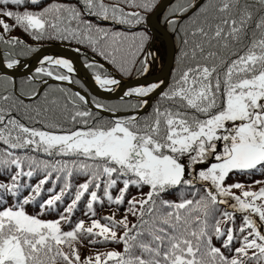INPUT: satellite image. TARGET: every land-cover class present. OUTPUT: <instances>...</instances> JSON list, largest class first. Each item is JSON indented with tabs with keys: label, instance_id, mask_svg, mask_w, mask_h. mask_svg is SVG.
Returning a JSON list of instances; mask_svg holds the SVG:
<instances>
[{
	"label": "snow or ice",
	"instance_id": "snow-or-ice-1",
	"mask_svg": "<svg viewBox=\"0 0 264 264\" xmlns=\"http://www.w3.org/2000/svg\"><path fill=\"white\" fill-rule=\"evenodd\" d=\"M158 6L0 0V68L39 51L10 35L19 27L89 48L105 62L85 65L95 84L115 92L117 72L144 76L157 59L147 24ZM167 7L176 66L123 89L122 108L63 88L50 97L49 80L80 83L67 58L43 56L19 83L0 74V264H264V0ZM105 205L112 214L97 218ZM85 240L115 247L82 258Z\"/></svg>",
	"mask_w": 264,
	"mask_h": 264
},
{
	"label": "water",
	"instance_id": "water-1",
	"mask_svg": "<svg viewBox=\"0 0 264 264\" xmlns=\"http://www.w3.org/2000/svg\"><path fill=\"white\" fill-rule=\"evenodd\" d=\"M174 0H161L160 6L157 7L156 11L152 13L149 17V26L153 31L154 35L158 34L166 43L167 49V58L164 67L158 73H149L147 75L135 78V79H124L121 80V85L119 88L112 93L105 92L98 88V86L94 82L93 75L89 71L88 68L85 67V63L79 52L75 51L74 48L60 45V44H47L39 48L38 52H35L31 57L21 61V66H17L15 69H2L0 68L1 73L7 72L8 75L13 77L14 79L20 76H31L35 69L39 67V60L45 55H56L62 56L64 58L70 59L75 67V74L77 77L81 79V81L85 84V86L89 89V91L96 95L97 97L112 100V99H120L121 92L123 89H126L129 86L138 85V84H146L153 82L157 77L161 79H166V77L170 76L172 67L174 65L175 53H176V43L173 35L169 31L167 27V23H162L161 15ZM2 49L0 48V53H2ZM49 82H57L54 80H49ZM68 86L74 88L76 91L81 92V94L86 95V97L90 98V95L87 91L83 90L79 86L74 83L64 82ZM43 88V86L41 87ZM150 99V103H152L153 99ZM104 115H108V113H102ZM123 114V113H117Z\"/></svg>",
	"mask_w": 264,
	"mask_h": 264
},
{
	"label": "trees",
	"instance_id": "trees-1",
	"mask_svg": "<svg viewBox=\"0 0 264 264\" xmlns=\"http://www.w3.org/2000/svg\"><path fill=\"white\" fill-rule=\"evenodd\" d=\"M161 1V0H160ZM173 3H175V0L171 3V4H173ZM170 4V5H171ZM29 7H31V6H29ZM15 10V9H14ZM22 10V9H21ZM168 14V7L165 9V11L162 13V15H161V21H162V23L164 24V23H166V21H165V16ZM7 22L10 24V25H12L14 22L12 21V20H10V19H8L7 20ZM167 27H168V25H167ZM168 29H169V31L171 32V34L173 35V37H174V39H175V43H176V53H175V60H174V65H173V67H172V70H171V74H172V72H173V70H174V68H175V66H176V58H177V54H178V51H179V41H178V38H177V36H176V34L175 33H173L171 30H170V28L168 27ZM147 30H148V32H149V35L152 37V40H153V31L151 30V28H150V26H149V23L147 24ZM0 32H3V29L2 28H0ZM10 35L11 36H15V37H18V38H20L21 40H23L24 42H26V44H28V45H31L32 47H35V48H40V47H42V46H44V45H47V44H60V45H65V46H68V47H71V48H74V49H76L77 47H80L81 48V51L79 52L80 53V55H81V57H82V59H83V61H84V63L86 64L87 62H89L90 60H96V61H99L100 63H105L103 60H102V58L101 57H99L98 55H95L89 48H87V47H84V46H79V45H76L75 43H72V44H68V43H61V42H58V41H54V40H47V39H45V40H42V41H35V40H33L32 38H31V36L29 35V34H27V33H25L21 28H19V27H15V29H14V31H12L11 33H10ZM150 45L151 44H149V48H150ZM0 48L2 49V51H4V48H3V46L2 45H0ZM17 51H20V49L18 48L17 49ZM35 53V52H34ZM34 53H29V54H26V55H21L20 57H19V59H20V62L21 61H23V60H25V59H27V58H29V57H31ZM151 66V65H150ZM106 67H110V66H108V65H106ZM89 71L91 72V74L93 75V71L91 70V69H89ZM0 74H2L1 73V71H0ZM170 74V75H171ZM35 75V71L33 72V74L31 75V76H34ZM73 75V79L74 80H78L80 83H74V84H76L77 86H79V87H81L82 89H84L85 91H87L88 93H89V95H90V98H92V97H95L97 100H99L101 103H105V104H114V105H118L119 107H123V105H122V103H121V101H120V99H112V100H107V99H103V98H100V97H97L96 95H94V94H92L90 91H89V89L85 86V84L81 81V79L79 78V77H77V75L75 74V73H73L72 74ZM116 76H117V78L118 79H120V80H124V79H135V78H138V77H141V76H138L137 75V73L134 71L133 73H132V75L131 76H124V75H122V74H120V73H116ZM28 77V75H26V76H20V77H18V78H16V79H14L13 77V79L14 80H16L18 83L19 82H21V81H25L26 80V78ZM37 80H39V77H37ZM49 84L52 86L51 87V89H49V91H50V97H58V96H60L61 95V93H59V92H57V91H54V89H57V88H63V89H65L66 91H70V92H76V90L74 89V88H72V87H70V86H68L67 84H65L64 82H60V83H57V82H49ZM36 87V88H41L43 85H41L40 83H35L34 85H28V84H25L24 85V87H25V89H28V88H30V87ZM44 87V86H43ZM155 99V98H154ZM154 99H153V101L152 102H154ZM94 111H95V109H93ZM145 111H147V109L145 110ZM118 113H123V112H118ZM101 115H104V114H102L101 113ZM104 116H107V115H104ZM0 178H2V177H0ZM236 179L237 180H243V179H245L244 177H236ZM232 182V180L230 179L229 180V183H231ZM33 183H35V181H33ZM147 189H145V191H146ZM135 192V190H133V193ZM25 195H27V193H24ZM8 203L9 204H11L12 203V200H11V198H9L8 199ZM26 210H27V212L29 213V214H32V215H35L38 211H39V209H38V206L37 205H28L27 206V208H26ZM96 211H97V218H100V217H103V216H106V215H111L112 214V211H113V209H110L107 205H105V206H103V207H100V206H97V209H96ZM121 214H122V212H121ZM76 216L77 217H82V211H78L77 212V214H76ZM44 219H55L56 218V216L54 215V214H52V215H46V216H44L43 217ZM75 218V217H74ZM83 218H85V219H87L86 217H83ZM117 218H119V215H118V217ZM67 230V229H66ZM84 243H85V247H82L81 249H80V253H81V256H82V258L83 257H85V256H87V255H90V254H93L95 251H106V250H108V249H113V247H115V246H112V245H110V246H108L107 248H105V247H103V246H100V245H97V246H95V247H93V246H90V245H88V242H87V240H85L84 241ZM217 246H219V245H217Z\"/></svg>",
	"mask_w": 264,
	"mask_h": 264
},
{
	"label": "rangeland",
	"instance_id": "rangeland-1",
	"mask_svg": "<svg viewBox=\"0 0 264 264\" xmlns=\"http://www.w3.org/2000/svg\"><path fill=\"white\" fill-rule=\"evenodd\" d=\"M156 35L157 34L153 35L154 37H153L152 43L150 45V49L154 53H156L157 59L151 63L150 71L148 72V74L149 73L154 74V73L160 72L162 70V68L164 67L165 62H166V58H167L166 43L162 37H160V36L157 37ZM52 56H56V55H52ZM57 57H62V56H57ZM110 250H112V249H108L106 251H110Z\"/></svg>",
	"mask_w": 264,
	"mask_h": 264
},
{
	"label": "bare ground",
	"instance_id": "bare-ground-1",
	"mask_svg": "<svg viewBox=\"0 0 264 264\" xmlns=\"http://www.w3.org/2000/svg\"><path fill=\"white\" fill-rule=\"evenodd\" d=\"M156 36L158 37L159 35L157 34Z\"/></svg>",
	"mask_w": 264,
	"mask_h": 264
}]
</instances>
